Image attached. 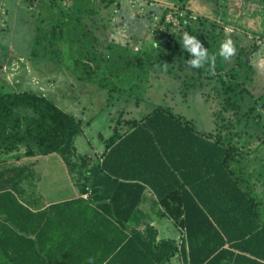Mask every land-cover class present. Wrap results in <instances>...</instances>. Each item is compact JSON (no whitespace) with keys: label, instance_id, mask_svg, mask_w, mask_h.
<instances>
[{"label":"trees","instance_id":"trees-1","mask_svg":"<svg viewBox=\"0 0 264 264\" xmlns=\"http://www.w3.org/2000/svg\"><path fill=\"white\" fill-rule=\"evenodd\" d=\"M71 1L49 30L35 34L34 45L42 35L50 57L60 61L56 44L62 41L73 52L71 66L78 80L105 91L107 103L121 96L126 104H144L149 111L126 119L128 127L121 132L117 124L125 111L120 109L102 151L89 156L75 145L83 134L81 119L32 90L0 93V149H14L6 141L8 129L19 126L16 111L29 108L28 135L36 139L39 153L61 157L79 192L42 204L35 194L37 159L0 160V252L5 260L171 264L179 255L184 264H264V213L243 175V152L232 133L221 126L199 131L169 105L146 99L156 58L109 38L120 0ZM186 4L178 0L176 7L183 11ZM208 48L209 55L218 53ZM224 68L217 55L215 71ZM146 192L159 208L157 216H167L180 229V241L158 238L150 223L130 225L140 222L136 212Z\"/></svg>","mask_w":264,"mask_h":264},{"label":"rangeland","instance_id":"rangeland-1","mask_svg":"<svg viewBox=\"0 0 264 264\" xmlns=\"http://www.w3.org/2000/svg\"><path fill=\"white\" fill-rule=\"evenodd\" d=\"M71 2L54 0L51 7V0H0V93L32 90L72 112L83 126L75 145L93 156L102 151L120 109L125 113L117 127L123 132L128 127L126 119L141 118L149 108L126 104L121 96L107 103L105 91L76 78L71 66L73 52L62 41L56 44L60 61L50 57L42 35L41 43L34 45L35 34L49 30L68 12ZM177 2L120 0L109 38L134 52H152L156 58L146 84V99L169 105L198 130L214 132L221 126L232 133V141L243 152V175L264 213V0H187L183 11L176 7ZM185 32L196 36L208 53V46L218 50L222 41L231 39L235 55L223 59L224 70L214 74L189 68L185 61L190 57L182 47ZM15 114L19 126L8 129L10 138L6 140L14 149L2 147L0 160L37 158L35 191L43 201L74 196L77 189L61 157L56 152L39 153L36 139L27 133L32 111L22 108ZM156 210H150L141 222L155 224ZM160 220L159 229L169 230L171 237L178 233L180 241L182 232L173 221L167 216Z\"/></svg>","mask_w":264,"mask_h":264},{"label":"clouds","instance_id":"clouds-1","mask_svg":"<svg viewBox=\"0 0 264 264\" xmlns=\"http://www.w3.org/2000/svg\"><path fill=\"white\" fill-rule=\"evenodd\" d=\"M182 47L189 54L190 59L185 61L189 68H205L206 71L214 74L217 55L222 57L225 61L230 60L236 52L235 45L231 39H225L221 42L218 53L209 55L207 48L197 39L196 36L185 32L182 36Z\"/></svg>","mask_w":264,"mask_h":264},{"label":"crops","instance_id":"crops-1","mask_svg":"<svg viewBox=\"0 0 264 264\" xmlns=\"http://www.w3.org/2000/svg\"><path fill=\"white\" fill-rule=\"evenodd\" d=\"M115 42H117L116 40H114ZM117 43H120V44H123V45H126L125 43H121V42H117ZM66 110V109H65ZM66 111H68V110H66ZM69 113H71V114H73L72 112H69ZM74 115V114H73ZM188 119V118H187ZM198 130V129H197ZM208 130V129H207ZM199 131H202V130H199ZM35 159H37V158H35ZM34 160V159H33ZM263 162H264V156H263V160H262ZM26 162V161H25ZM72 181V180H71ZM74 187H75V185H73ZM77 189V188H76ZM35 194L36 195H40L41 196V201H42V204H48V203H51V202H55V201H47V200H45V201H43V197H42V195L41 194H39L37 191H35ZM77 195H79V192H78V190L76 191V193H75V195L74 196H77ZM73 197V196H72ZM58 201V200H57ZM154 207H157V206H155L154 204H153V195L150 193V192H146V195L144 196V202H142L141 204H140V206H139V209H138V211L136 212V216H138L139 217V219H141L143 216L145 217L149 212H150V210H152ZM158 208V207H157ZM158 213H159V208L155 211V216L154 217H157V219H155V220H157L156 222H155V224H153L156 228H157V230H158V235H157V237L158 238H173V239H175L177 242H178V240H177V236H178V233H175V236H173V237H171L170 235H169V230H165V228L163 227V228H161V229H159V226L161 225V220H160V218H162V217H158L157 215H158ZM170 219V218H169ZM135 223V224H134ZM134 223H130V225H132V226H137L138 225V227L139 228H141L142 226H143V223L141 222V220H140V222H139V224H136V222H134ZM158 224H159V226H158ZM10 264V263H8L6 260H5V256L0 252V264Z\"/></svg>","mask_w":264,"mask_h":264},{"label":"built area","instance_id":"built-area-1","mask_svg":"<svg viewBox=\"0 0 264 264\" xmlns=\"http://www.w3.org/2000/svg\"><path fill=\"white\" fill-rule=\"evenodd\" d=\"M82 196L86 197V194H83ZM170 263L171 264H184L179 255L174 256Z\"/></svg>","mask_w":264,"mask_h":264}]
</instances>
